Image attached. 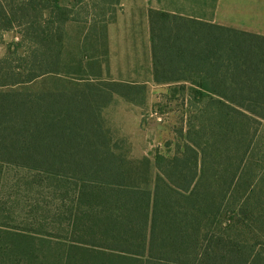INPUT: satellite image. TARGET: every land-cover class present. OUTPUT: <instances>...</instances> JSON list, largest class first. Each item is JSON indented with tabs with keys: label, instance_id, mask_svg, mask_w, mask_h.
<instances>
[{
	"label": "trees",
	"instance_id": "trees-1",
	"mask_svg": "<svg viewBox=\"0 0 264 264\" xmlns=\"http://www.w3.org/2000/svg\"><path fill=\"white\" fill-rule=\"evenodd\" d=\"M73 13L0 0V40L23 31L0 57V264H264V35L150 10L154 81L191 85L172 87L186 107L173 152L133 159L103 111L146 86L104 77L97 54L71 59L72 23L84 38L107 30ZM8 166L51 182L53 232L42 215L21 227Z\"/></svg>",
	"mask_w": 264,
	"mask_h": 264
},
{
	"label": "rangeland",
	"instance_id": "rangeland-1",
	"mask_svg": "<svg viewBox=\"0 0 264 264\" xmlns=\"http://www.w3.org/2000/svg\"><path fill=\"white\" fill-rule=\"evenodd\" d=\"M61 2L73 5V17L78 19L86 16L88 19L95 17L107 25L105 38L94 39L90 38L91 36L84 38L80 33L84 23H72L68 27V36L66 38L64 36L66 50L71 59L77 50L84 54L83 62L89 59L85 54L86 56L97 54L103 61L104 77L124 81L137 80L141 84L146 82L144 99L135 96L132 103L117 96L103 111L106 127L115 137L117 146L133 159L147 156L153 161V156L157 152L171 154L178 132L184 124L182 118L186 107L181 94H173L175 90L173 86H161L152 81L147 83L149 78L146 58L147 35L150 33L143 1L61 0ZM20 31L23 32L22 28L15 27L1 32L0 57L8 52L9 46L14 49L21 41ZM70 71L72 76L86 77L81 72L76 73L72 65ZM39 82L41 84L38 86L41 88L50 86L56 89L58 85L52 79ZM5 172L4 183L7 187L8 201L13 202L12 205L21 216L19 219L21 227L37 230L39 225L30 224L32 222L30 220L42 215L43 224L40 228L53 232L54 215L51 210L56 196L54 188H49L51 182L46 178H39L42 182L39 183L31 172L19 167L8 166Z\"/></svg>",
	"mask_w": 264,
	"mask_h": 264
},
{
	"label": "crops",
	"instance_id": "crops-1",
	"mask_svg": "<svg viewBox=\"0 0 264 264\" xmlns=\"http://www.w3.org/2000/svg\"><path fill=\"white\" fill-rule=\"evenodd\" d=\"M149 26L150 10L217 24L264 35V0H142ZM150 33V26L149 32ZM147 83L161 86H179L186 81L156 82L153 79L151 33L147 35ZM131 81V80H130ZM146 82H144L145 84Z\"/></svg>",
	"mask_w": 264,
	"mask_h": 264
}]
</instances>
